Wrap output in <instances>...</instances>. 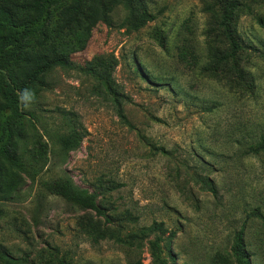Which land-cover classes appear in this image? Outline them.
<instances>
[{
    "label": "rangeland",
    "instance_id": "rangeland-1",
    "mask_svg": "<svg viewBox=\"0 0 264 264\" xmlns=\"http://www.w3.org/2000/svg\"><path fill=\"white\" fill-rule=\"evenodd\" d=\"M239 1L249 90L232 73L209 72L224 49L212 0H133L154 17L136 32L122 27L127 10L118 6L109 26L99 23L65 67L44 75L14 127L27 172H16L18 183L0 200V264L3 256L21 264H154L153 243L166 264H210L229 253L242 227L249 264H264V154L248 153L264 140V0ZM102 65L113 69L128 124L91 73ZM73 133L79 146L65 154L60 137ZM28 159L39 169L34 179ZM196 175L214 183L216 196ZM63 177L94 207L50 194L48 184ZM154 223L163 228L140 249L116 239ZM92 227L115 238L96 241Z\"/></svg>",
    "mask_w": 264,
    "mask_h": 264
},
{
    "label": "trees",
    "instance_id": "trees-1",
    "mask_svg": "<svg viewBox=\"0 0 264 264\" xmlns=\"http://www.w3.org/2000/svg\"><path fill=\"white\" fill-rule=\"evenodd\" d=\"M212 2L217 17L218 44H222L224 49L221 54L213 56L215 65L209 72L232 73L239 80L240 86L247 85L249 90L254 84L253 77L241 66V45L236 29L242 4L239 0ZM118 6L127 10L122 25L127 32H136L154 20L153 15L141 9V6H134L133 0H0V200L6 199L18 183L16 172H27L12 142L14 127L22 117L23 91L30 89L34 92L44 86V75L55 67H65L68 55L84 48L92 30L99 23L109 26L110 14ZM112 71V68L110 70V67L102 65L101 71L93 69L91 73L110 96L119 119L128 124L121 107V99L125 97L114 88ZM59 143L61 150L68 154L78 148L80 138L77 133H73L60 137ZM157 150L167 155L163 148ZM248 153L264 154V140L250 146ZM38 174L39 169L28 159V177L34 179ZM196 181L216 196V187L210 179L196 175ZM47 189L50 194L83 209L94 207L93 199L68 177L55 179L48 184ZM154 228L159 230L163 225L154 223L123 239H116L140 249L143 240ZM92 231L96 241L100 237L115 238L108 229L92 227ZM150 246L153 263L166 264L160 257L159 245L153 243ZM2 258L5 264L22 262L7 256ZM210 264H249L243 227L234 234L229 253L217 252Z\"/></svg>",
    "mask_w": 264,
    "mask_h": 264
},
{
    "label": "clouds",
    "instance_id": "clouds-1",
    "mask_svg": "<svg viewBox=\"0 0 264 264\" xmlns=\"http://www.w3.org/2000/svg\"><path fill=\"white\" fill-rule=\"evenodd\" d=\"M34 93L30 89H25L22 93V99L25 101L30 100L33 97Z\"/></svg>",
    "mask_w": 264,
    "mask_h": 264
}]
</instances>
